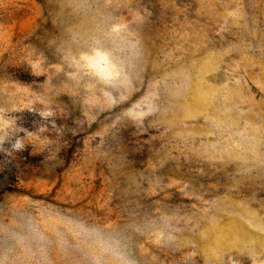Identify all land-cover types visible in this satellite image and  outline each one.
Here are the masks:
<instances>
[{
  "label": "rangeland",
  "instance_id": "obj_1",
  "mask_svg": "<svg viewBox=\"0 0 264 264\" xmlns=\"http://www.w3.org/2000/svg\"><path fill=\"white\" fill-rule=\"evenodd\" d=\"M0 103L47 127L0 152V227L71 216L134 264H264V0H0ZM5 253L34 264L0 232Z\"/></svg>",
  "mask_w": 264,
  "mask_h": 264
},
{
  "label": "clouds",
  "instance_id": "obj_2",
  "mask_svg": "<svg viewBox=\"0 0 264 264\" xmlns=\"http://www.w3.org/2000/svg\"><path fill=\"white\" fill-rule=\"evenodd\" d=\"M96 50L94 49L89 54H95ZM78 59L79 57H76V60ZM65 64L69 74L78 70L89 71L88 69H77L75 61L71 58L66 60ZM68 77L70 79V76ZM95 78L102 85L110 86L101 77L95 76ZM10 107V104L0 103V115L14 120V123L8 126L0 123V152L7 155L22 151L26 147L25 141L28 140L30 134L38 135V133L47 131L46 126H41L38 132H28L19 127L16 119L10 116L12 112L5 111ZM45 111L44 108L38 111L44 120L55 116L54 114L45 115ZM20 133H24V135L21 136ZM59 219L61 223L55 225L52 230H48L41 223L39 217L29 216L13 225L0 227V232L6 234L16 246L27 248L34 258V264H49L51 260L49 247L52 244L56 245L61 254L66 253L69 249L78 251L81 254V259L77 260L76 264H134L119 242L105 234L103 226L92 225L85 220L71 216ZM6 256L7 253H5V258H0V264H7Z\"/></svg>",
  "mask_w": 264,
  "mask_h": 264
}]
</instances>
